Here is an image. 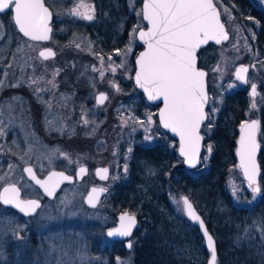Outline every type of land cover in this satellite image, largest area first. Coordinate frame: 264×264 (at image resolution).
I'll list each match as a JSON object with an SVG mask.
<instances>
[{"label":"rangeland","instance_id":"1","mask_svg":"<svg viewBox=\"0 0 264 264\" xmlns=\"http://www.w3.org/2000/svg\"><path fill=\"white\" fill-rule=\"evenodd\" d=\"M214 1L222 16L225 13V25L230 36L226 43L220 44L222 50H220L219 59H217L219 64L210 77L212 97H209L207 102L211 103L210 101L214 99L220 104L221 95L224 92L241 86L238 77L234 76V71L240 66L247 65V91L250 84L255 85L254 97L249 95L248 99L247 119H256L260 129L259 119L264 116V89L260 87L263 69L259 58H257V51L252 45L253 22L250 20L237 21L229 11H225L221 5V0ZM44 2L47 6L53 7L52 11L56 17L63 20L66 19L67 15L74 17L73 10L76 3L82 5L86 0H44ZM127 2H129L128 7L130 9L135 8L134 12L138 17L137 23L128 32L129 44L108 56L107 63H103L106 66L117 67V65L125 64L131 44L136 42L134 38L136 29L143 26L139 6L141 0H128ZM254 2L264 9V0H254ZM100 22L101 20L98 19L93 24ZM0 39H2V35H0ZM73 39H70L69 42L73 45L82 46V49L87 52L90 51L91 45L88 36L75 34ZM53 43L56 44L54 39ZM11 44L15 45L10 52L9 66L5 64V59L9 57L6 51L10 50L9 45ZM29 46L14 31L0 44V66L3 69V73H1L2 82L9 81L8 75L13 68L11 66H14V63L20 64L22 52L26 50L31 53L32 46ZM69 53L71 50L66 52V54ZM38 63L43 69L36 71L38 75L32 71L34 73H29L26 80L35 83L31 89L32 97L42 107L41 116L31 114L29 105L26 106L28 109L26 112L22 111V102L13 94L11 100L6 101V98L1 101L0 154L3 151L14 152V146L10 147L6 144L1 147V144L8 134L7 131L17 127L19 131H15L14 134L18 133L16 137L25 144V151L21 156L22 160L31 163L38 172L43 174L58 163L59 165L64 164L63 168L73 171L83 159L87 160L83 163H86L89 171L88 175L81 181L63 186L50 200L42 198L38 189L28 180L23 179L21 182L22 194L39 198L42 200V204L34 215L24 218L16 215L13 211L10 213L0 206V264H106L109 255L114 253L115 249L104 235V231L106 227L114 224L115 217L106 198H102L94 208H87L82 203L83 196L90 185H102L92 181L91 168L96 163L107 164L111 173L104 185L109 188L119 182L124 177L126 162L132 146L135 143H153L157 139L161 128L155 120L156 108H152L144 98L141 99L135 89L133 92L127 91L128 103L124 101L116 105L113 101L116 92L112 90V84L108 85L109 96L107 100L98 106L94 101V96L96 92L104 90L105 87L103 77H100L101 74L92 75L85 89L75 85L72 90L65 91L67 89H63L61 82L67 88L70 83L69 78H67L68 73L59 74L57 81L53 72L49 71L50 67L54 65L53 60ZM21 66L23 67L22 64ZM81 91L85 92L84 95L87 94V103H84L86 100L84 96L81 97L83 101L78 98L81 96ZM4 93L6 95L7 91L5 89L4 92L2 85L0 95ZM15 98H17L15 100L16 106L13 103ZM112 114H118L115 132L108 131ZM101 125L106 132L103 131L98 140H93L95 148H92L91 145L89 153H79L75 150L77 145H75L74 137L78 133L93 139L92 136L96 134ZM15 144L19 146L18 142L12 143V145ZM202 162L204 166L207 165L205 164L206 155ZM90 164L92 166H89ZM13 168L9 165L5 167L4 160L0 159V187L8 183ZM245 182L239 167L236 165L230 172L227 188L233 201L238 205L251 203L257 200L259 196V193H254L248 183ZM169 197L177 210L184 215L180 197L174 195ZM86 221L94 223L97 228L94 232L99 238L98 248H95L88 235L81 228H78L79 224L87 223ZM111 256L114 257V254ZM130 259L131 254L128 253L116 257L114 262L115 264H130Z\"/></svg>","mask_w":264,"mask_h":264},{"label":"trees","instance_id":"2","mask_svg":"<svg viewBox=\"0 0 264 264\" xmlns=\"http://www.w3.org/2000/svg\"><path fill=\"white\" fill-rule=\"evenodd\" d=\"M221 2L237 21L253 22L252 45L263 69L260 87L264 89V9L254 0ZM223 14L221 18L225 22ZM221 46L209 44L198 54L199 65L208 72L209 97H212L210 77L218 67ZM136 92L142 99L141 93ZM248 99L247 86H239L224 92L220 104L214 99L208 103L207 119L201 129L206 166L201 161L197 168H185L176 155L174 140L164 131H160L153 144L132 146L124 177L107 187L104 196L113 214L125 209L137 216L130 264H206L209 253L203 247L202 237L173 205L170 195H185L193 202L215 238L216 264H264V116L259 119L257 140L260 144L258 199L238 205L227 188L230 172L236 167L234 149L238 128L248 117ZM97 133L93 139L77 134L75 150L89 153V147L95 146L93 140L101 137ZM86 222L78 228L98 248L99 238L94 232L97 228L94 223ZM124 252L118 246L112 254L120 257ZM114 257L109 255L106 264H115Z\"/></svg>","mask_w":264,"mask_h":264},{"label":"snow or ice","instance_id":"3","mask_svg":"<svg viewBox=\"0 0 264 264\" xmlns=\"http://www.w3.org/2000/svg\"><path fill=\"white\" fill-rule=\"evenodd\" d=\"M12 5H14L15 23L25 36H30L34 40L49 38L47 33L50 31L48 28L50 13L41 0H0V11L10 10ZM78 7H84L85 11L73 10L74 15L82 16L87 20L93 19L90 13L94 9L83 4ZM143 16L152 27L148 32L139 34V38L147 43L148 50L142 53L137 61L139 71L136 74V82L148 93L150 100L163 98L164 108L160 112L161 123L164 128H169L180 135L181 154L187 158V163L194 165L200 139L196 135V130L205 118L203 106L207 102L203 81L205 73L197 70L195 53L201 44L209 40L220 43L222 39H228V36L223 24L220 23V13L216 10L213 0H146ZM40 55L47 59L54 53L48 51L41 52ZM246 71V68H241L237 72V77L243 79L241 73ZM253 94H255V85H253ZM105 99L106 97L101 94L98 101L103 103ZM256 129L255 121L246 127L242 126L245 135L240 141V166L248 177L249 187L255 184L257 172L254 159L258 147L255 138ZM26 171L31 174V169ZM99 172L106 173L107 169H101ZM64 178L67 179V177ZM37 183L39 184L40 181ZM45 190L48 191L47 188ZM95 191L93 189V192ZM252 191L258 193L260 188L252 187ZM4 192L13 194L11 199L5 195L4 203H15L21 211L27 213L39 207L35 201H30L26 205L15 201L14 197L18 195L15 187L5 188ZM92 202L90 196L89 203ZM183 203L188 216L193 221H200V217L195 214L187 198H183ZM120 220V228L109 232V236L131 234L135 218L125 215L121 216ZM200 223L203 226V222L200 221ZM208 239L209 247H212L211 237ZM128 247L130 248L131 244ZM215 260L213 250L212 264H215Z\"/></svg>","mask_w":264,"mask_h":264},{"label":"flooded vegetation","instance_id":"4","mask_svg":"<svg viewBox=\"0 0 264 264\" xmlns=\"http://www.w3.org/2000/svg\"><path fill=\"white\" fill-rule=\"evenodd\" d=\"M127 1L128 0H86V2L83 5H86L90 9H94V11L90 13L91 15H93L92 20H87V19H84L82 16H78L74 14L73 15L75 18L72 16L69 17V15H67L66 19L62 20L61 18L56 17L53 14V11H52L53 7L48 6L51 10V15H52V21H51V26H50L51 34L49 36L50 37L49 40L44 41V42L32 41V40L23 38L19 34V32L17 31L16 27L13 24L11 11L7 10L5 12H0V35H2V39H0V44L3 43L6 40V38H8V36L12 33V31H14L17 35H19L22 38V40L25 43L30 45L29 47L32 46V49H31L32 51L30 50L31 53L27 52L26 50L22 52V55L19 60V63H20L19 65H17L18 63H14L12 61L14 63V66H11L13 68H11V71L8 75L9 81H6V82L1 81L2 80L1 73H3L2 71L3 69H2V66H0V87H2L3 85L4 92H5V89L7 91L6 95L5 93L3 95H0V102L5 100L6 98H7L6 101L11 100V96L13 94L14 96L18 97L19 101L22 102V105H23L22 111L26 112L28 110L26 106L29 105V111L31 114L41 116L42 107L41 105H39V102L38 103L35 102L32 97L33 93L31 89H33V85H35V83L34 82L31 83L26 79H28L29 73H34L36 71H40V69L41 70L43 69V67L40 66L38 62L43 63V62L53 60L54 65L53 67H50L49 71L51 70V73L53 72L57 81L59 80L58 78L59 74L68 73L67 78H69L68 80H70V83L67 86V88L64 86V83L61 82V84H63V89H67L65 91L72 90V87L75 85H79V87H81L82 89H85V87L89 83V80L92 78V75L103 74V75H100V77L102 76L104 80L103 81V85L105 86L104 90H100L96 92V94L99 92H103L106 97L104 101H106L109 96L108 94L109 86L108 85L112 84L111 85L112 90L116 92V95L113 98L114 103H116V105L124 101L128 103L129 102V100H127L129 96L127 93L128 90L124 91V88H131V91L133 92L132 84H134L133 74L135 71V65L133 63H134V58L136 54L141 48V45L137 41L136 35H137L138 30L141 27L140 28L138 27L136 29V32L134 35L136 42L133 45L131 44L130 50L127 53V61L125 62L124 65L122 66L117 65V67H110V66H106L105 64H103V63H107L106 59L108 56L113 55L115 51H117L118 49L124 48L125 45L129 44L127 40V37L129 34L128 32H130L134 28V25L137 23L136 21L138 17H136L135 15V12H134L135 8L132 7L130 9L128 7L129 2ZM80 5H81L80 3H76V7L74 8V10H77L79 12H84L85 8L78 7ZM139 6L141 8V3ZM79 17H82V19H79ZM98 19H100L101 22L99 24L97 23L93 24V22H95V20H98ZM71 20H75V21L72 22ZM117 23H118V26H117ZM75 34H84L88 36L90 45H91L89 52L82 49V46L76 45V44L73 45L71 42H69L70 39L74 40L73 37L75 36ZM53 39L55 40L56 44L53 43ZM14 45L15 44L9 45L10 50H8V52L6 51V54L9 57L5 59L6 60L5 64L9 66H10L9 59L11 58L10 52L11 50H13ZM44 47H50L54 52V56L48 57L47 59L40 57L38 55V52L40 49ZM70 50H71V53L66 54V52ZM21 60L23 61L21 62ZM21 64L23 65V67L21 66ZM36 74L38 75L37 72ZM100 77H98V79H100ZM24 90L26 93L22 92ZM84 93H85L84 91H81L80 92L81 96L78 98H80L81 101H83L81 97L84 96L86 98L84 103H87L88 102L87 94L84 95ZM16 99L17 98L14 99L13 103H15ZM94 101H95V97H94ZM16 105L17 103H15V106ZM13 112H14V108H13ZM117 115L112 114V116H110L111 117L109 121L110 128L108 129L109 132H115L117 130L116 129L117 128L116 126L118 124V119L116 117ZM102 127L103 126L101 125L100 128L97 130L98 133L97 132L96 133L98 135H102L103 131L106 132V130ZM15 131L16 132L19 131L17 127H13L10 130H8L7 131L8 134L5 140H3L1 144V147L6 144H8V146L10 147L14 146L13 148L14 152L12 151L13 153L11 152L7 153L6 151H3L0 154V159L4 160L5 167H7L8 165L11 167H14L10 175V180L6 184L16 185L20 189V196L22 198H27L31 196H25L24 194H22L23 190L21 188V182L23 181V179L28 180L27 177L25 176V173H23L24 166L31 165L33 169L35 170L36 174L40 177L45 175L47 171H45L42 174L38 172L31 163H27L22 160L21 156L23 155V152L25 151V144L24 142H22L21 139L16 137L18 136V133L14 134ZM78 134H81V133H78ZM19 135L21 134L19 133ZM156 140L153 143H155ZM15 142L16 143L18 142L19 146L16 144L12 145V143H15ZM153 143H149V145ZM174 143H175L174 145L176 146L177 142L175 140H174ZM138 144H144V143H138ZM144 145H147V144H144ZM92 148H95V147H92ZM83 161L80 164L76 165L73 171L63 168L64 164L59 165V163L57 165H54V167L51 169H60V170L66 171L67 173L74 174L75 169L79 165H85L87 168L86 169L87 171L82 176V179H83L88 175V171H89L88 170L89 167L86 165V163L84 164ZM96 165H99V164L96 163L91 168L92 181L101 184L100 180H97V178L94 176V173H93V169ZM104 165H107V164H104ZM82 179L73 180V182L74 181L78 182V181H81ZM105 182H107V180ZM103 184L104 182L102 181V185ZM0 206L5 208L7 211H10V213L12 211L16 213L13 209H11V207L6 208L5 206L1 205V203H0ZM117 213L114 214L115 219H116ZM16 215H19L20 217H23V218L25 217V216H22V214L20 215L18 213H16ZM115 222L116 220L114 221V224ZM133 234L130 238L131 247L129 249L125 248L124 241H118V240L115 241V240H110V239L108 241L111 242L112 247H114V249L118 248V246H121L125 250L124 254H128V253L130 254L132 245L134 243ZM110 255H112V253ZM113 259L116 260V257H114Z\"/></svg>","mask_w":264,"mask_h":264},{"label":"water","instance_id":"5","mask_svg":"<svg viewBox=\"0 0 264 264\" xmlns=\"http://www.w3.org/2000/svg\"><path fill=\"white\" fill-rule=\"evenodd\" d=\"M41 3L44 5L45 8L48 9V12L50 13V16L48 18V28L50 29V31L47 33L48 34V37L50 36L51 34V21H52V15H51V10L49 9L48 6H46L44 0H41ZM146 3V0H142V3H141V17H142V20L145 24L144 27L140 28L137 32V35H136V38H137V41L138 43L141 45V49L138 51V53L136 54L135 58H134V65H135V71H134V74H133V82H134V85L136 86V88L138 89V91L141 92V95H143L144 99L146 100L147 103H149L150 105H155L157 106V110H156V117H157V121H158V125L160 126V128L167 132L168 135H170V137H172L173 139L176 140L177 142V146H176V155H178L181 160H182V164L183 166H185V168L187 169H193V168H196L199 166L200 164V159H201V156H202V152H203V135L201 133V127L203 125V122L206 121V117H207V113L205 112L206 111V107H207V104L208 102H206L203 106V112H204V115H205V118L200 122L199 124V127L197 128L196 130V135L199 136V142H198V151L196 153V159H195V163L194 165H190L189 163H187V158L181 154V147H182V141H181V137L179 134H177L176 132H173L171 129L169 128H164L163 127V124L161 123V117H160V112L161 110L164 108V101H163V98H159V99H156V100H150L148 98V93L145 92L144 88L140 87L137 82H136V74L137 72L139 71V65L137 63L138 59L140 58L141 54L146 52L148 50V45L147 43H145V41L141 40L139 38V34L140 32H148L149 29L152 27L151 24L149 23L148 20L144 19V16H143V10H144V5ZM214 3V1H213ZM215 7H216V10L220 13L219 11V8L218 6L214 3ZM9 9H6L4 11H0V12H5ZM10 11H11V14H12V20H13V23H14V26L16 27L17 31L22 35L23 38H26V39H29V40H33V41H40V42H44V41H47L49 40V38L47 40H34L32 39L30 36H25L23 32H21L19 30V26L15 23V20H14V16H15V12H14V5L10 6ZM221 17V14L219 16V19H220V23L223 24L224 26V31L225 33L227 34L228 38H229V32L226 28V25L224 24V22L222 21V18ZM229 39H226V40H221L220 43H216L214 40H209L207 41V43H204V44H201L199 48H197L196 50V53H195V57H196V68L197 70L199 71H203L205 73V76L203 78V81H204V91L207 95V101H208V92H207V71L206 69H204L203 67H199L198 66V53L200 51V49H203L205 48L207 45L209 44H213V45H220V44H223V43H226ZM48 51H51L52 53L53 50L50 48V47H44L42 49L39 50L38 52V55L40 57H42L40 55L41 52H48ZM54 56V55H52ZM52 56H49V57H52ZM44 58V57H42ZM241 68H248L247 65H243L242 67H238L235 71H234V76L237 77V72L241 69ZM248 70V69H247ZM241 76H243V79H239L240 80V83L241 84H245L246 83V78H247V71L246 72H242L241 73ZM103 94L105 96V94L103 92H99L97 93L94 97H95V102L96 104L101 105L104 103H100L98 101V98L99 96ZM249 95L250 96H253L254 97V94H253V85H250L249 86ZM253 121L257 122V129H256V144H257V148H256V151H255V156H254V159H255V164H256V169H257V172H256V175H255V184L252 185V187H258V177H259V174H260V168H259V163L257 161V157H258V153H259V148H260V145H259V142L257 141L258 140V130H259V123L256 119L254 118H250L248 120H245L244 122L241 123V125L239 126V129H238V134H237V137H236V140H235V149H234V155H235V159H236V162L237 163V166L239 167L240 169V173L243 177V179L246 181L245 183H248L249 185V181H248V177L245 176L244 174V169L240 166L241 165V158H240V149H241V145H240V141H241V137L243 135H245V133L242 131V126H247L249 124H251ZM108 165H96L93 169V173H94V176L97 178V180H100V181H106L110 175V171L108 169ZM26 169H31V174H29V172L26 171ZM81 169H84V171H81ZM86 166L85 165H79L76 169H75V172L74 174H70V173H67L66 171H63V170H60V169H51L49 171H47V173L45 175H43L42 177L38 176L35 172V170L33 169V167L31 165H27V166H24L23 168V173H25V176L27 177V179L29 180L30 183H32L34 186H36L40 193L48 198V199H52L54 198V196L57 194V191H59L61 189V187L64 185V184H71V182H73V180H80L82 179V176L86 173ZM101 169H107V172L106 173H100L99 170ZM34 177V178H33ZM64 177H67V179H65ZM37 181H40V183L38 184ZM12 187H15L17 190H18V195H16L14 197L15 201H18L21 205H26L28 202L30 201H35L39 207L41 206V201L37 198H34V197H27V198H22L20 196V189L14 185V184H5L3 185L1 188H0V203L1 205H4V206H7V207H10L13 208L15 211H17L19 214H22L23 216H31L33 215L37 209L35 208L34 211H31V212H24V211H21L20 208L16 207V204L15 203H9V204H5L4 203V200H3V197L5 195H7L10 199L13 198V194L10 192L8 194H5L4 192V189L5 188H12ZM48 189V191H46L45 189ZM93 189H95L96 191L93 192ZM51 192L52 194L49 195L48 193ZM106 193V187L105 186H102V185H90L87 189V191L85 192L84 196H83V199H82V202L84 204V206L88 207V208H94L98 205L100 199L105 195ZM92 197V203H89V197ZM183 198H187L189 203L192 205V208L195 212V214L197 216L200 217V221L203 222V226H201V223L200 221H193L191 219V217L188 216L187 214V209L183 203ZM180 199H181V202H182V208H183V213H184V216L186 218V220L188 222H190L193 227H195L197 230H198V233L200 234V237H202L203 239V243H204V246L205 249L209 252V257H208V260H207V263L206 264H212V254H213V250L215 251V256H217V249H216V243H215V239L214 237L212 236V234L210 233L206 223H205V220L203 219L202 216H200L201 214L199 213V211L196 209V207L194 206L193 202L185 195H181L180 196ZM128 216V217H134L135 218V224L133 225L132 229H131V234L129 236H120V235H113V236H109L108 233L109 232H113L115 231L116 229L120 228V225H121V220H120V217L121 216ZM136 215L129 212L128 210H123V211H120L116 214V222L113 226H110L108 228L105 229L104 231V235L110 239V240H118V241H124V246L126 249H129L128 245L131 244V240H129L134 232V229H136V226H137V223H138V219H136ZM209 237H211V243H212V247H209ZM216 262V260H215Z\"/></svg>","mask_w":264,"mask_h":264}]
</instances>
